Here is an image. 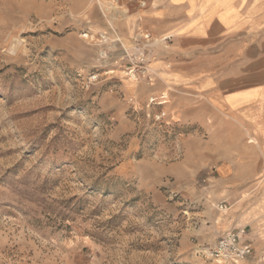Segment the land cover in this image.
<instances>
[{"label":"rangeland","instance_id":"rangeland-1","mask_svg":"<svg viewBox=\"0 0 264 264\" xmlns=\"http://www.w3.org/2000/svg\"><path fill=\"white\" fill-rule=\"evenodd\" d=\"M133 3L0 0V264H217L256 158L200 81H166L216 54L134 31Z\"/></svg>","mask_w":264,"mask_h":264},{"label":"crops","instance_id":"crops-1","mask_svg":"<svg viewBox=\"0 0 264 264\" xmlns=\"http://www.w3.org/2000/svg\"><path fill=\"white\" fill-rule=\"evenodd\" d=\"M137 1L148 7L130 5L131 29L163 39L178 54L200 51L207 60L216 54V72L176 69L168 81L182 86L200 81L202 92L246 134L247 155L256 159L238 174L234 171L239 200L233 205L231 230L246 228L244 241L254 250L249 261H257L264 251V0Z\"/></svg>","mask_w":264,"mask_h":264},{"label":"built area","instance_id":"built-area-1","mask_svg":"<svg viewBox=\"0 0 264 264\" xmlns=\"http://www.w3.org/2000/svg\"><path fill=\"white\" fill-rule=\"evenodd\" d=\"M129 1L130 3H133L137 0ZM144 5L143 2H140L141 7ZM84 36L88 37L87 34ZM150 103L157 106H163L165 104V98H151ZM164 116L165 113L162 112L161 114L156 115L155 119L156 121H160ZM222 207L223 206L220 208L222 209ZM246 234L245 227L222 234L208 250V257L217 264H240L251 260L254 256V250L250 244L244 241ZM257 261L259 264H264V251L260 253Z\"/></svg>","mask_w":264,"mask_h":264},{"label":"bare ground","instance_id":"bare-ground-1","mask_svg":"<svg viewBox=\"0 0 264 264\" xmlns=\"http://www.w3.org/2000/svg\"><path fill=\"white\" fill-rule=\"evenodd\" d=\"M157 70H159V69H157ZM166 74H167V73H166ZM168 76H169V75H168ZM166 77H167V76H166ZM168 80H169V79H168ZM168 80H167V81H168Z\"/></svg>","mask_w":264,"mask_h":264}]
</instances>
